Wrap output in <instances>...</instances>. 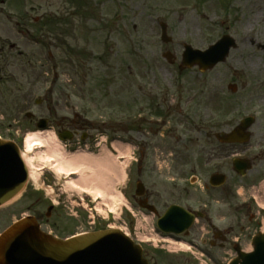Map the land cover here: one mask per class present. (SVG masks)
<instances>
[{
	"label": "rangeland",
	"instance_id": "obj_1",
	"mask_svg": "<svg viewBox=\"0 0 264 264\" xmlns=\"http://www.w3.org/2000/svg\"><path fill=\"white\" fill-rule=\"evenodd\" d=\"M9 6L39 17L45 26L46 36L40 38L34 73V96H48L40 106L41 113L45 114L48 106H55L59 117L70 112L73 125L89 135L85 141L80 133L72 141L62 142L55 133V123L41 130L30 127L29 122L25 123L22 150L27 135L41 131L55 137L51 147L56 151L101 156L104 150L100 147L111 135L104 121H122L131 116L136 120L134 131L114 135L127 147L128 155L126 161L122 153L113 150L115 168L121 170L128 164L133 150L137 159L134 147L140 141L133 135L138 137L143 132L144 141L155 155L141 178L147 189H174L172 179L183 183L178 179L180 164L196 158L200 180L194 188H199L203 199L214 192L204 189L215 169L207 162L209 155L223 150L217 146L214 133L231 130L249 115L256 117L251 127L253 138L263 132L264 0H14ZM162 21L168 24V34L173 38L169 43L161 40ZM225 34L237 42L225 62L204 73L197 67L180 71L184 43L205 50ZM167 51L175 57L172 63L163 57ZM231 83L237 84V91L228 88ZM127 127L120 125V129ZM46 149L36 148L30 153L34 164L43 166L39 171L41 183L29 180L13 204L1 209L7 220L0 230L29 214L39 219L43 229L62 238L110 227L113 220L103 217L110 199L118 196L131 202L137 177L135 162L128 165L123 180L117 179L112 170L100 176L98 170L87 169L81 182L94 188L105 186L107 195L99 196L73 187L79 175L55 172L40 156ZM256 168L244 180L253 176L257 180L250 185L240 182L232 189V197L263 199L264 173L258 175ZM229 169L234 175L232 166ZM86 204L93 209L99 207L103 214L95 224ZM51 205L55 207L48 216ZM122 217L129 224L126 211ZM249 245L243 244L247 248ZM145 247L154 258L153 264H205L198 251L172 254L162 260L147 244Z\"/></svg>",
	"mask_w": 264,
	"mask_h": 264
},
{
	"label": "flooded vegetation",
	"instance_id": "obj_2",
	"mask_svg": "<svg viewBox=\"0 0 264 264\" xmlns=\"http://www.w3.org/2000/svg\"><path fill=\"white\" fill-rule=\"evenodd\" d=\"M11 1L14 0H0V138L21 142L25 123L29 122L32 123L30 127L35 128H40V125H45L44 127L47 128L55 123L58 132L66 129L82 130L83 128L73 125L68 116L70 112L59 117L56 107L48 106L47 112L41 113L40 106L48 99V96L44 100L35 98L34 73H36V62H38L40 54V38L46 36L45 26L39 17H33L28 12L18 11V6H9ZM49 61H51L50 58ZM104 122L106 123L104 126L111 133L110 138H114V135L119 131L131 133L134 131L133 126L136 123L129 121L127 129H120V126L110 121ZM44 127L43 129H45ZM144 136L143 132L138 137L133 135L134 139L136 137L140 141L137 146L135 183L141 180L144 172L150 168V158L155 156L154 152L148 148L149 144L144 141L146 140ZM253 136L252 134L251 139L246 143L217 141V146L222 147L223 150L211 151L210 159L207 162L214 166L213 174H224L226 181L216 187L205 183L204 189L207 192L214 191L208 192L207 197L200 199L199 188H194L200 180L196 174L199 162L194 158L180 164L178 179L183 183H176V179H172L174 189L163 192L156 191L151 187L147 189L144 183L143 197L136 195L135 184L130 195L132 203L137 207H140L141 204L150 207L151 209L143 210L149 213L155 221L164 216L172 206H180L181 209L171 215L172 218L181 221L180 228L185 227L187 214L196 218L191 227L184 230L186 235L174 233L169 235L175 238H185L192 242L195 248L202 251L203 255L213 263L225 264L228 259L226 255L231 254L229 262L241 249L246 250L243 244L251 243L253 235L261 229L260 223L264 219V210L254 201L231 196L232 189L238 187L240 182L250 185L257 180V176L244 180L246 176L242 177L234 170H232L234 175H231L229 167L233 166L232 156L249 157L253 166L251 171L257 166V174L264 173V129L257 135V139H254ZM86 137L88 138L89 135L86 134ZM1 209L3 208H0V225L7 220L6 214L2 213L4 211ZM233 211L235 215H232ZM6 227L1 229L0 233ZM155 254L162 260L173 257L166 251ZM149 256L153 263L154 258L150 254Z\"/></svg>",
	"mask_w": 264,
	"mask_h": 264
},
{
	"label": "water",
	"instance_id": "obj_3",
	"mask_svg": "<svg viewBox=\"0 0 264 264\" xmlns=\"http://www.w3.org/2000/svg\"><path fill=\"white\" fill-rule=\"evenodd\" d=\"M162 40L166 43L172 38L167 34V24L161 23ZM181 69L198 66L201 71L213 68L225 61L232 47L237 44L229 35L223 36L207 50L195 49L185 44ZM170 62L173 55L164 54ZM235 91L236 85H230ZM254 119L249 117L231 133H217L221 141L235 142L247 140ZM63 140L72 138L66 132L60 135ZM236 170L243 175L250 168L248 161L235 162ZM29 178L28 168L22 158L20 148L13 142L0 141V206L19 195L26 187ZM224 179L214 175L212 185H219ZM141 187V183L138 184ZM188 222V220H187ZM178 220L158 221L163 231L181 232L177 229ZM190 224V221L189 223ZM254 252L241 253L240 264H264V232L254 238ZM0 264H149L144 258L143 249L119 230H102L82 234L68 240L59 239L43 232L34 217H26L12 225L0 236ZM235 264V263H233Z\"/></svg>",
	"mask_w": 264,
	"mask_h": 264
},
{
	"label": "bare ground",
	"instance_id": "obj_4",
	"mask_svg": "<svg viewBox=\"0 0 264 264\" xmlns=\"http://www.w3.org/2000/svg\"><path fill=\"white\" fill-rule=\"evenodd\" d=\"M55 140V137L50 136L48 132L36 131L34 133H30L27 135L25 139V149L23 150V158L29 168L30 172V180H34L41 183V175L39 171L43 166H37L34 164V157H30V153H32L36 148L45 147L46 152L40 154V156L44 157L48 160L50 166L53 170L60 174H65L68 176L79 175V180H73L72 185L74 188L78 190H82L84 192H95L96 195H107V190L105 191V186H97L98 188L90 187L81 180H85V176L83 173L87 169H96L98 170V174L103 176V173L113 171L115 176L119 180H123L126 178L125 166L120 170H117L115 167V163L112 159L111 152L107 149H103L104 152L101 156H94L91 154H75V155H67L61 151H56L55 147H51L52 142ZM55 143V141H54ZM120 145V146H119ZM120 143H114V146L122 153L121 155L126 157L127 147ZM126 165V164H125ZM127 166V165H126ZM101 188L104 191H101ZM264 189V184H263ZM262 205H264V196L262 199ZM11 203H7L6 206L11 205ZM143 239H147L146 237H142ZM250 249V247H249Z\"/></svg>",
	"mask_w": 264,
	"mask_h": 264
}]
</instances>
